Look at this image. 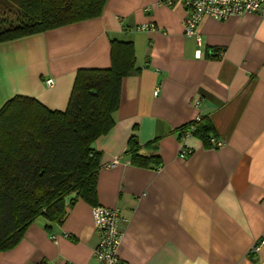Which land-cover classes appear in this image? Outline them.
<instances>
[{
    "label": "crops",
    "instance_id": "crops-1",
    "mask_svg": "<svg viewBox=\"0 0 264 264\" xmlns=\"http://www.w3.org/2000/svg\"><path fill=\"white\" fill-rule=\"evenodd\" d=\"M186 16L181 0H106L95 18L1 42L0 107L23 95L65 110L77 71L108 68L111 41L132 42L139 72L122 79L113 127L93 142L95 205L120 210L122 264H264V244L253 250L264 234V18L204 17L199 45ZM199 116L224 145L192 135L181 158L178 131ZM131 136L158 169L130 162ZM95 205L77 198L62 224L35 219L0 264H98Z\"/></svg>",
    "mask_w": 264,
    "mask_h": 264
},
{
    "label": "trees",
    "instance_id": "trees-1",
    "mask_svg": "<svg viewBox=\"0 0 264 264\" xmlns=\"http://www.w3.org/2000/svg\"><path fill=\"white\" fill-rule=\"evenodd\" d=\"M105 1L0 0V43L95 18ZM138 72L132 42L112 40L110 66L79 69L65 110L23 95L0 107V252L13 249L39 217L62 224L77 198L95 205L99 153L90 144L113 127L121 81ZM189 125L211 147L217 137L209 119L200 116L178 132ZM126 153L132 164L161 165L139 153L133 136Z\"/></svg>",
    "mask_w": 264,
    "mask_h": 264
},
{
    "label": "built area",
    "instance_id": "built-area-1",
    "mask_svg": "<svg viewBox=\"0 0 264 264\" xmlns=\"http://www.w3.org/2000/svg\"><path fill=\"white\" fill-rule=\"evenodd\" d=\"M179 0H159V3L172 6ZM187 16L184 21L183 34L187 37H194L197 44L201 45V36L198 32V25L204 17H211L217 20H224L237 14H258L264 18V0H181ZM154 26L143 25L139 29L150 30ZM47 86L53 85L52 79L45 81ZM158 93L157 89L154 94ZM200 119L196 117V121ZM179 156L187 157L192 150L182 143L183 140L192 136L193 126L189 125L181 129ZM212 148H220L224 141L212 137L210 139ZM117 160H113L109 166L113 167ZM120 210L118 208H107L95 206L92 209V221L94 232L97 236V244L93 249V256L98 264H122L118 255V247L123 233L119 224ZM264 244V234L255 243L253 250H259Z\"/></svg>",
    "mask_w": 264,
    "mask_h": 264
},
{
    "label": "water",
    "instance_id": "water-1",
    "mask_svg": "<svg viewBox=\"0 0 264 264\" xmlns=\"http://www.w3.org/2000/svg\"><path fill=\"white\" fill-rule=\"evenodd\" d=\"M94 148H95V144H94V143H91V144H90V149L93 150ZM75 197H76V192H73V193L67 195V196L65 197V199H64L65 204H69V203H70Z\"/></svg>",
    "mask_w": 264,
    "mask_h": 264
},
{
    "label": "rangeland",
    "instance_id": "rangeland-1",
    "mask_svg": "<svg viewBox=\"0 0 264 264\" xmlns=\"http://www.w3.org/2000/svg\"><path fill=\"white\" fill-rule=\"evenodd\" d=\"M8 17H9V19L15 20L14 15H10V16H8ZM7 19H8V18H7Z\"/></svg>",
    "mask_w": 264,
    "mask_h": 264
}]
</instances>
